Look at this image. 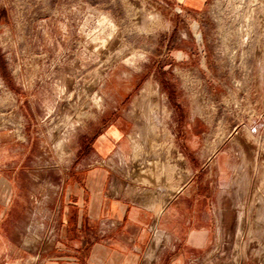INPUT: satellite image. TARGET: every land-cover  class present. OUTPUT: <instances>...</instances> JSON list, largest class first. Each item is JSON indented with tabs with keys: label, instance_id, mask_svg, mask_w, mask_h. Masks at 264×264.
Segmentation results:
<instances>
[{
	"label": "rangeland",
	"instance_id": "obj_1",
	"mask_svg": "<svg viewBox=\"0 0 264 264\" xmlns=\"http://www.w3.org/2000/svg\"><path fill=\"white\" fill-rule=\"evenodd\" d=\"M91 184L239 202L264 250V0H0V264L75 256Z\"/></svg>",
	"mask_w": 264,
	"mask_h": 264
},
{
	"label": "crops",
	"instance_id": "obj_2",
	"mask_svg": "<svg viewBox=\"0 0 264 264\" xmlns=\"http://www.w3.org/2000/svg\"><path fill=\"white\" fill-rule=\"evenodd\" d=\"M120 132L122 129L116 128L111 139L106 133L99 135V139L106 140H98L95 151L110 153ZM92 175L95 177L94 171L88 177ZM108 175L105 171V178ZM10 189L1 204L5 208L11 203ZM84 191L89 196L87 212L78 213L76 218L67 214L63 220L65 232L76 233L75 256L61 257L58 252L47 257L46 264H80L86 245L88 254L83 264H264V250L245 243L241 247L242 240L250 243L262 236L257 233L258 220L244 218L239 211L234 215L233 209H240L239 202L228 206L219 198L214 201L209 194L199 197L192 186L172 193L159 189L147 200L132 192L126 194L112 184H91ZM68 205L66 210L79 207L76 202ZM244 221L248 228L242 227ZM86 225L88 243L83 245L80 231ZM230 240L232 248L227 245ZM57 244L60 251L62 245Z\"/></svg>",
	"mask_w": 264,
	"mask_h": 264
}]
</instances>
